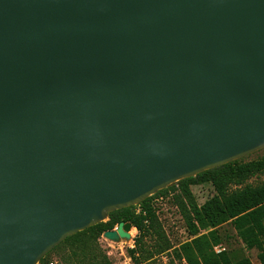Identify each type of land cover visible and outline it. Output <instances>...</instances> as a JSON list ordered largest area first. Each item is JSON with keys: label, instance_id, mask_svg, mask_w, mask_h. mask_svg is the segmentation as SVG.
Returning <instances> with one entry per match:
<instances>
[{"label": "water", "instance_id": "water-1", "mask_svg": "<svg viewBox=\"0 0 264 264\" xmlns=\"http://www.w3.org/2000/svg\"><path fill=\"white\" fill-rule=\"evenodd\" d=\"M262 148L264 0H0V264Z\"/></svg>", "mask_w": 264, "mask_h": 264}, {"label": "trees", "instance_id": "trees-1", "mask_svg": "<svg viewBox=\"0 0 264 264\" xmlns=\"http://www.w3.org/2000/svg\"><path fill=\"white\" fill-rule=\"evenodd\" d=\"M261 174H264V157L250 160L241 158L178 181L181 184L179 205L193 238L174 248L173 253L180 259L184 257L189 264H253L247 256L235 258L227 249L219 253L214 250V246L223 244L219 228L230 223L247 249L259 250L258 259L260 264H264V182L229 190L231 186L243 185ZM204 183L212 184L215 194L199 206L190 186ZM171 188L174 186L159 190L140 204L110 212L105 221L67 237L57 246L71 243L73 255L80 258L79 253L86 250L88 244L125 221L131 222L139 232L135 248L129 250L136 264L151 255L148 256L149 252L144 248L143 237L146 235H158V251H168L171 244L165 238L152 200L157 195L167 194ZM201 230L206 232L201 233ZM48 255L38 264H50L52 261L47 260Z\"/></svg>", "mask_w": 264, "mask_h": 264}, {"label": "rangeland", "instance_id": "rangeland-1", "mask_svg": "<svg viewBox=\"0 0 264 264\" xmlns=\"http://www.w3.org/2000/svg\"><path fill=\"white\" fill-rule=\"evenodd\" d=\"M260 157H264V148L244 158L250 160ZM263 182L264 174L256 175L247 180L243 185L231 186L229 190L241 189L247 184L257 186ZM172 185L174 188H171L167 194L157 195L152 200L165 238L169 240L171 248L168 251L159 252L157 245L158 235H146L143 237V244L144 248L149 252V254L147 253L148 256L151 255L147 260H143L139 264H182L180 262L181 259L173 253V249L193 238L179 205L181 184L176 182ZM190 190L199 206L215 194V190L210 183L191 185ZM219 231L223 237L222 245L225 249L232 252L235 258L247 256L253 264H260L258 259L259 250L256 248L247 249L230 223L223 224L219 228ZM204 232L206 230H201V233ZM130 234V239L120 238L118 241L110 240L102 234L97 241L88 244L87 249L79 253L80 258H76L73 255L71 243L62 244L48 253L47 260L55 264H136L129 250L135 248V239L139 235V232L136 227H132Z\"/></svg>", "mask_w": 264, "mask_h": 264}, {"label": "built area", "instance_id": "built-area-1", "mask_svg": "<svg viewBox=\"0 0 264 264\" xmlns=\"http://www.w3.org/2000/svg\"><path fill=\"white\" fill-rule=\"evenodd\" d=\"M214 250H215L217 253H219V252L225 250V247H224L222 244H219V245L214 246ZM180 262H181L182 264H189L188 261H187L184 257L181 258V261H180ZM50 264H55V263L51 262Z\"/></svg>", "mask_w": 264, "mask_h": 264}, {"label": "clouds", "instance_id": "clouds-1", "mask_svg": "<svg viewBox=\"0 0 264 264\" xmlns=\"http://www.w3.org/2000/svg\"><path fill=\"white\" fill-rule=\"evenodd\" d=\"M133 231H135V230H133Z\"/></svg>", "mask_w": 264, "mask_h": 264}]
</instances>
